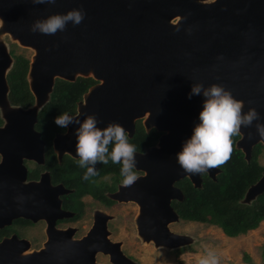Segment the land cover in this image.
Wrapping results in <instances>:
<instances>
[{
	"label": "water",
	"instance_id": "obj_1",
	"mask_svg": "<svg viewBox=\"0 0 264 264\" xmlns=\"http://www.w3.org/2000/svg\"><path fill=\"white\" fill-rule=\"evenodd\" d=\"M81 8L85 17L79 25L69 22L64 31L54 35L31 31L38 19ZM4 34L34 51L27 71L34 102L26 107L13 105L8 98L6 74L13 56ZM77 74L92 75L98 81L84 93L74 118L82 121L84 114H96L102 121L98 127L115 121L132 132L135 118L147 112V126L168 131L159 139L160 148L152 146L147 153L136 154V168L146 163L158 174L139 177L133 186L122 185L113 195L138 202V235L144 241L169 248L192 242L191 235L168 227V222L177 219L169 199L181 197L172 182L187 174L176 154L199 123L203 107L202 95L188 96L194 83L205 87L223 84L244 102V112L254 107L261 117L252 127H241L235 147L249 160L252 146L258 141L264 144L255 128L256 123H264V0H55L43 4L0 0V114L4 119L0 125V227L15 217H38L40 203L31 193L41 182L25 181L22 158L39 155L34 150L40 145L34 123L55 78L74 80ZM76 127L70 125V133ZM219 171L210 169L209 174L216 179ZM189 176L196 186L201 185L200 174ZM158 187L161 195L154 200L150 195ZM263 191L264 171L248 186L241 202L249 203ZM152 203L158 207L150 210ZM159 206L172 214L165 216ZM147 211L155 216L147 213L146 218ZM95 233L92 229L83 238L72 239L66 231L57 230L49 234L47 247L37 251L35 259L43 263L47 251H64L50 243H68L72 247H67V252L81 251L86 264H95ZM16 242L28 240L19 241L16 235L0 240V264L6 258L5 244ZM114 244V248L103 250L115 264H138L121 250L119 241Z\"/></svg>",
	"mask_w": 264,
	"mask_h": 264
},
{
	"label": "flooded vegetation",
	"instance_id": "obj_2",
	"mask_svg": "<svg viewBox=\"0 0 264 264\" xmlns=\"http://www.w3.org/2000/svg\"><path fill=\"white\" fill-rule=\"evenodd\" d=\"M78 76H90L95 81L90 83L87 88L81 92L80 97H76L62 112L68 113L71 116H74L79 112L78 105L79 102L84 100V93L91 85L98 81L92 75L85 76L81 74H77L74 80ZM57 78L61 77H56L55 80ZM51 93L52 91L50 92V95ZM147 117L148 115L146 112L143 116L135 118L134 129L132 132L126 129L129 136V143L133 144L139 153H147L148 149L152 146L160 148L161 146L158 143L160 137L168 133L164 128H157L155 125L147 126ZM37 121L38 113L34 128L39 132L38 143H40V145L39 147H35L34 150H36V154L39 155H36V157L34 156L35 154L24 156L22 158V164L25 167L26 172L25 181H33L34 183L41 182L40 186H38L37 189H34L33 193H31L33 195L32 197L39 200L38 204L40 203L37 207L38 217L36 219L22 216L15 217L10 223L0 227V240L4 237L10 238L13 235H16V239H19V241L22 239L28 240L27 243L16 242L5 244L7 252L3 254L6 258L5 260H2V264H86L83 258V252L78 250L75 252H67L65 250L67 247H72L68 243H50L49 245L55 247L54 249L64 248V251L62 253L53 250L47 251L46 258L44 262L42 261L43 263L36 260L35 256L37 251L47 247L48 244H46V241L49 238V234L57 230L66 231V234H70L72 239H81L91 232L92 229L96 230L95 234L97 235L93 236V239L98 241L97 249L95 251V264H115L110 258V253L103 249L114 248V243L117 241L120 242V248L126 255L133 258L138 264H141V261L126 248V241L115 236L132 233L139 238L140 242L144 241L138 235L137 217L140 214V206L138 202L134 199H124L123 197L119 199L113 195L122 186L123 177L120 175L121 165L113 164L111 160H109L107 165L98 163L96 165L98 175L91 177L87 181L84 180L83 176L86 169L81 168L78 164L79 158L76 155V137L74 133H70L69 127L67 129L60 128L55 123L51 130L44 132L41 127L36 126ZM3 122L4 119L0 125L3 124ZM140 126L143 133L149 135L148 138H146L145 134L142 137L140 136V139L136 136L138 127ZM240 136L241 134L238 135L236 139ZM257 144L262 145L257 160L264 165V162L260 160V156H264V144L261 141L256 142L252 146L251 151H253V148ZM111 149L112 145H109V151H111ZM242 153L244 156L243 151ZM165 158L166 157H160L161 160H165ZM1 159L2 154L0 153V161ZM168 159H166V161ZM219 168L220 171L218 173L222 170L221 166ZM135 171L138 177L149 175L155 176L158 174L157 171L148 169L146 163H143V168H136ZM263 171L264 169L262 172ZM167 174L169 175L171 172H168ZM200 177V186H196L193 183L189 174L174 179L172 185L179 188L181 197L171 196L169 199V204L172 210L177 214V219L168 222L169 229L177 233L191 235L193 241L171 248L167 246H155L154 242L150 241L155 247L172 251L175 254L176 260H179L180 264L185 263L183 254L193 251L194 244L199 241L200 237L199 235L196 236L190 233V231H186L182 226L195 222L204 224V222L190 219L180 210L185 204V184L188 186L190 185L192 189L198 187L205 189L208 181L212 178L209 171L200 174ZM158 179L161 180L159 175ZM159 189V187L154 188L155 193H151L152 195H150L154 200H157L161 195L159 194ZM146 191H148V189ZM257 196L255 198H257ZM32 205H35L36 207V204ZM151 205L152 206H149L150 210L155 206L158 207L155 203H152ZM159 208L165 210L163 212L165 216H170L172 214L163 206H159ZM193 208L194 206L191 207V209ZM151 212H146V218L148 217L147 213L150 214L149 217L155 216ZM40 213H43V215H39ZM90 247L93 248L92 246ZM58 255L60 257H58ZM14 256H16L17 259H14Z\"/></svg>",
	"mask_w": 264,
	"mask_h": 264
},
{
	"label": "clouds",
	"instance_id": "obj_3",
	"mask_svg": "<svg viewBox=\"0 0 264 264\" xmlns=\"http://www.w3.org/2000/svg\"><path fill=\"white\" fill-rule=\"evenodd\" d=\"M34 3H55V0H34ZM84 17L82 8L52 14L34 21L31 31L54 35L64 31L69 22L74 26L79 25ZM193 95L204 97L199 123L195 124L190 138L183 142L181 151L176 154L177 163L189 175L202 174L225 164L233 151L232 138L241 134L242 126L250 128L254 121L261 119L254 107L244 112V102L236 99L223 84L212 83L205 87L203 83H194L188 98L191 99ZM54 123L65 129L73 124L78 125L74 132L75 149L79 166L86 169L84 180L98 175V163L107 165L111 160L113 164L121 165L124 187H131L137 182V150L129 143L128 132L119 122L112 121L101 128L98 124L102 121L98 120L96 114H84L81 121L79 117L62 113L54 117ZM255 128L257 134L264 138V123H256ZM109 145H112L111 151ZM200 264H216V261L214 257L205 258Z\"/></svg>",
	"mask_w": 264,
	"mask_h": 264
},
{
	"label": "trees",
	"instance_id": "obj_4",
	"mask_svg": "<svg viewBox=\"0 0 264 264\" xmlns=\"http://www.w3.org/2000/svg\"><path fill=\"white\" fill-rule=\"evenodd\" d=\"M14 47L15 43H11L9 50L13 62L6 74L9 85L8 98L13 105H31L34 97L26 76L29 58L23 53H17ZM94 81L90 76H78L74 81L57 78L49 100L38 110L36 126L41 127L44 132L51 130L54 117L61 114L76 97H80L81 92ZM2 121L0 115V123ZM144 134L141 126L138 127L136 136L139 138ZM148 136L146 135V138ZM237 136L232 138L231 158L221 166L222 170L216 179L211 178L205 189H192L190 185L189 187L185 184V204L180 209L192 220L219 226L228 236H237L256 228L264 219V192L249 203L241 202L248 186L260 177L264 169V165L257 160L262 145L257 144L253 148L251 159L247 161L242 151L235 147ZM242 258L247 262L251 261L246 251L243 252Z\"/></svg>",
	"mask_w": 264,
	"mask_h": 264
},
{
	"label": "rangeland",
	"instance_id": "obj_5",
	"mask_svg": "<svg viewBox=\"0 0 264 264\" xmlns=\"http://www.w3.org/2000/svg\"><path fill=\"white\" fill-rule=\"evenodd\" d=\"M3 40L8 48L11 43H15V51L23 53L29 59L34 52L31 47L22 46L13 41L9 34H4ZM260 160L264 162V156L261 155ZM182 228L200 236L199 241L194 244L193 251L183 254L184 264H200L202 259L211 257L215 258L216 264H260L264 258V219L256 228L237 236L226 235L215 224L206 225L195 222ZM115 236L126 241V248L141 261V264H180L172 251L155 247L152 242H140L139 238L132 233ZM244 251L248 252L250 262L243 260Z\"/></svg>",
	"mask_w": 264,
	"mask_h": 264
}]
</instances>
